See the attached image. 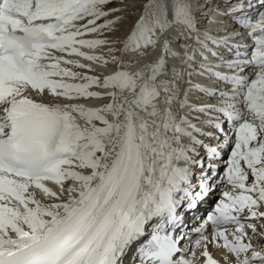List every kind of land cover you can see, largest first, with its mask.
I'll use <instances>...</instances> for the list:
<instances>
[{
    "label": "snow or ice",
    "instance_id": "6c2138e0",
    "mask_svg": "<svg viewBox=\"0 0 264 264\" xmlns=\"http://www.w3.org/2000/svg\"><path fill=\"white\" fill-rule=\"evenodd\" d=\"M130 253L264 264V0H0V264Z\"/></svg>",
    "mask_w": 264,
    "mask_h": 264
},
{
    "label": "bare ground",
    "instance_id": "6f19581e",
    "mask_svg": "<svg viewBox=\"0 0 264 264\" xmlns=\"http://www.w3.org/2000/svg\"><path fill=\"white\" fill-rule=\"evenodd\" d=\"M127 2L132 3V2H138V3H145L147 0H127ZM119 15H124L125 16V22L122 28V31L120 32L121 37H125L127 33L130 31V29L133 26L134 20L136 19V16L139 14L138 12L135 15H132L130 13H118ZM208 27H214L212 25H207ZM99 51H104L106 52V48L101 49ZM95 67L98 69L100 72H104L105 74H109L112 71L115 70V66H109V67H102L101 65H95ZM196 82H201V83H207V81H204L202 78H197ZM186 110V109H185Z\"/></svg>",
    "mask_w": 264,
    "mask_h": 264
},
{
    "label": "rangeland",
    "instance_id": "374dc122",
    "mask_svg": "<svg viewBox=\"0 0 264 264\" xmlns=\"http://www.w3.org/2000/svg\"><path fill=\"white\" fill-rule=\"evenodd\" d=\"M140 1V0H139ZM145 1V0H144ZM113 6H115V5H113Z\"/></svg>",
    "mask_w": 264,
    "mask_h": 264
}]
</instances>
